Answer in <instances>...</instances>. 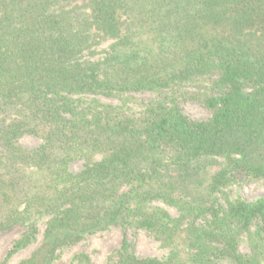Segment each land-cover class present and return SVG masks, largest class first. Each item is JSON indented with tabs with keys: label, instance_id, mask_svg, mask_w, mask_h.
Segmentation results:
<instances>
[{
	"label": "trees",
	"instance_id": "trees-1",
	"mask_svg": "<svg viewBox=\"0 0 264 264\" xmlns=\"http://www.w3.org/2000/svg\"><path fill=\"white\" fill-rule=\"evenodd\" d=\"M144 91L158 98L139 117L84 99ZM236 175L264 181V0H0V233L22 228L0 264L40 226L18 264H52L110 226L171 252L138 258L123 236L106 264H264V198L215 196Z\"/></svg>",
	"mask_w": 264,
	"mask_h": 264
},
{
	"label": "rangeland",
	"instance_id": "rangeland-1",
	"mask_svg": "<svg viewBox=\"0 0 264 264\" xmlns=\"http://www.w3.org/2000/svg\"><path fill=\"white\" fill-rule=\"evenodd\" d=\"M108 43H104L102 48H108ZM191 84H184L180 87L179 91L192 90ZM134 100L123 104L119 99L115 97H107L104 95L88 96L84 97L87 101L89 99H96L102 104L111 105L118 108L119 111L127 116L139 117L142 115L145 105L152 99L158 98V95L154 92H138L129 93ZM181 112L191 121H201L209 117L208 111L200 104L194 101H181L179 104ZM19 143L28 148L37 146L40 141L32 136H23ZM216 161L220 162L221 159ZM209 163L208 158L205 161ZM211 163V162H210ZM82 161H75L70 164V169L73 172L80 170ZM216 166L209 165L207 169L213 171ZM235 183L231 186L222 189V192L226 194L227 198L222 197L220 193H215L220 204L225 205V201H245L254 203L264 198V181H245L241 175L235 176ZM186 199L184 197L179 198ZM152 207H160L164 209L172 218H176L183 209L180 210L179 204L177 206H170L162 203L159 200H154L149 203ZM201 219H195V223L199 224ZM22 228L14 227L10 231L0 233V260L6 255L10 249V243L15 239ZM43 226H40V234L37 235V241L28 247L16 252L6 264H18L22 259L27 258L30 253L40 244L42 238ZM125 236L132 245V250L138 258H157L164 259L170 252L171 248H163L160 243L153 239L149 234L142 230L126 229L122 230L119 226H110L105 229L97 230L92 234H86L84 240L75 245L62 250L58 254V258L52 264H70L74 254L79 252L86 253L92 264H106L107 258L120 246L121 240ZM240 251L247 252L244 245H240Z\"/></svg>",
	"mask_w": 264,
	"mask_h": 264
}]
</instances>
